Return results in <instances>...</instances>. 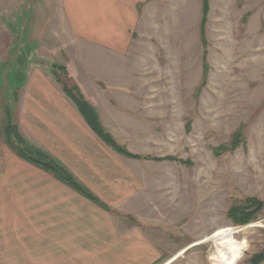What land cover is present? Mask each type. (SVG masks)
<instances>
[{"label":"crops","instance_id":"0c3cea01","mask_svg":"<svg viewBox=\"0 0 264 264\" xmlns=\"http://www.w3.org/2000/svg\"><path fill=\"white\" fill-rule=\"evenodd\" d=\"M64 3L72 33L65 64L70 77L121 145L150 155L135 151L136 141L150 144L153 109L166 106L168 84L176 83L172 77L168 82L169 74L181 75L161 60H182L183 38L193 29L208 59L214 0H209L205 36L204 0ZM124 27L132 28L131 35ZM16 95L14 113L0 105V264H22L24 251L48 253L51 264H65L79 258L70 253L142 252L165 244L155 230L165 229L166 216H152L150 196L144 199L151 160L125 156L108 145L51 69H28ZM10 125L98 202L20 156L8 140Z\"/></svg>","mask_w":264,"mask_h":264},{"label":"rangeland","instance_id":"374dc122","mask_svg":"<svg viewBox=\"0 0 264 264\" xmlns=\"http://www.w3.org/2000/svg\"><path fill=\"white\" fill-rule=\"evenodd\" d=\"M64 1L0 0L4 109L9 106L14 113L15 96L28 69L65 66L72 33ZM127 12L124 4L123 14ZM210 25L207 76L205 47L193 29L183 38L182 60H161L173 71L180 69L181 75L169 74L168 82L172 77L176 83L168 84L166 106L153 109L150 144L136 141L134 147L191 162H150L144 199L150 196L152 216H166L165 229L155 230L165 244L142 252H75L70 255L79 258L65 264H250L255 254L264 251V207L244 225L227 216L232 206L248 197L264 202V0H214ZM125 30L131 35L132 28ZM240 129L245 144L221 155L213 152ZM223 233L231 237L224 241ZM231 243L240 246L236 259ZM32 253H22V264H31V254L33 264L52 263L48 253Z\"/></svg>","mask_w":264,"mask_h":264},{"label":"trees","instance_id":"16d2710c","mask_svg":"<svg viewBox=\"0 0 264 264\" xmlns=\"http://www.w3.org/2000/svg\"><path fill=\"white\" fill-rule=\"evenodd\" d=\"M208 12H209V0H204V15L201 24V32L203 36H205L206 33V22H207ZM247 16L248 14L245 15V18ZM203 62H204V70H205L204 75L207 76L209 71V65L207 63L206 55L204 56ZM62 72H64L65 77H62L61 74ZM53 73L56 76V79L63 84L65 92L76 102L80 111L87 119L91 127L94 129V131L117 152L125 156L136 159L153 160L156 162L178 161L183 164L184 163L191 164L189 160L179 159L173 155L154 156V155H141L131 152L127 147L121 145L114 138V136L103 127L100 118L98 116V113L86 100L79 86L75 82H73L66 66L57 65V64L54 65ZM190 125H191V121H189L187 127L190 128ZM7 132L9 133L8 140L10 141L11 145L16 149V151L20 154V156H22L23 158L27 159L28 161L34 164L40 165L41 167H43L48 171L53 172L55 175H57L58 178L72 185L88 198L98 202L97 197H95L84 186H82L62 165L56 162L42 149L28 143L22 137V135L17 130V128H15V126L10 125L7 129ZM245 143H246V139L243 135V131L240 129L234 134L230 142L223 143L217 147H213V152L216 155H221L225 152L234 151L241 144H245ZM263 207H264V202L261 199L257 197H248L243 204L232 206L229 209L227 216L232 220L234 224L244 225L256 219L258 214L262 211ZM262 262H264V251L255 254L250 260V264H261Z\"/></svg>","mask_w":264,"mask_h":264},{"label":"bare ground","instance_id":"6f19581e","mask_svg":"<svg viewBox=\"0 0 264 264\" xmlns=\"http://www.w3.org/2000/svg\"><path fill=\"white\" fill-rule=\"evenodd\" d=\"M230 237L231 236L229 234L228 235L226 233L222 234V240H224V241L228 240ZM229 247H230V252H231L232 258L236 259L238 257V255H239L240 246L237 245V244L231 243L229 245Z\"/></svg>","mask_w":264,"mask_h":264}]
</instances>
